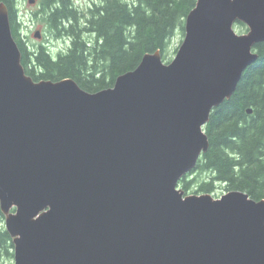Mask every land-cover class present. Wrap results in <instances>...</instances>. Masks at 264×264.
<instances>
[{
	"label": "water",
	"instance_id": "water-1",
	"mask_svg": "<svg viewBox=\"0 0 264 264\" xmlns=\"http://www.w3.org/2000/svg\"><path fill=\"white\" fill-rule=\"evenodd\" d=\"M263 41L264 0H196L170 61L147 52L89 92L26 74L0 1V212L14 264H264V198L178 186Z\"/></svg>",
	"mask_w": 264,
	"mask_h": 264
},
{
	"label": "trees",
	"instance_id": "trees-1",
	"mask_svg": "<svg viewBox=\"0 0 264 264\" xmlns=\"http://www.w3.org/2000/svg\"><path fill=\"white\" fill-rule=\"evenodd\" d=\"M0 1L8 7L26 74L33 80L70 77L95 92L112 86L147 52L158 49L166 59L170 39L176 32L184 35L185 18L196 0H98L86 11L73 0H40L39 13L48 30L69 40L57 53L43 44L29 49L19 33L18 0ZM255 48L257 61L242 73L231 97L211 111L204 127L209 148L195 168L208 176L195 184L198 192L207 193L220 182L227 190L264 198V41ZM186 176L178 182L184 191L194 182ZM12 250V239L0 225V264Z\"/></svg>",
	"mask_w": 264,
	"mask_h": 264
},
{
	"label": "rangeland",
	"instance_id": "rangeland-1",
	"mask_svg": "<svg viewBox=\"0 0 264 264\" xmlns=\"http://www.w3.org/2000/svg\"><path fill=\"white\" fill-rule=\"evenodd\" d=\"M75 5L78 6L80 9L87 10L89 5L93 1L98 0H73ZM40 0H36L35 3H29L28 0H18L16 2L17 7V14L16 19L19 23V33L22 41L24 44L28 46L29 49L31 47H35L39 44H43L46 46L49 51L53 53H57L61 50L67 48L69 40L63 36H55L48 30L47 24L44 20L41 19L39 13L40 7ZM234 30L237 33H244L247 31V26L244 23L236 22L233 25ZM39 30L41 32V36L35 37L34 32ZM184 35L179 32H176L172 38L170 39L169 46L167 48V57L163 59L165 62L170 61L174 56L175 53L183 40ZM207 171H199L194 168L192 171L188 173L187 179L193 180V184L184 191L185 194H201L204 192L196 191L195 184L199 182L203 177H207ZM179 186V184H178ZM180 187V186H179ZM181 188V187H180ZM229 190L226 189V185L224 183L215 182L214 188L207 193L211 194L214 198L220 197L223 193L228 192ZM1 213V212H0ZM0 225L5 228L4 216L0 214ZM13 254V250L11 251ZM1 264H14V257L12 256H3L1 257Z\"/></svg>",
	"mask_w": 264,
	"mask_h": 264
}]
</instances>
